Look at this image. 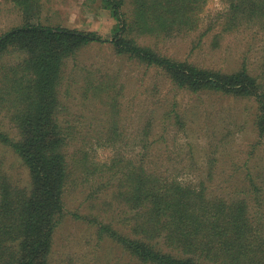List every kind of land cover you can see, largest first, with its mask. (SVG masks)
<instances>
[{
    "label": "trees",
    "instance_id": "1",
    "mask_svg": "<svg viewBox=\"0 0 264 264\" xmlns=\"http://www.w3.org/2000/svg\"><path fill=\"white\" fill-rule=\"evenodd\" d=\"M223 1L226 10L202 33L213 32L216 47L221 37L248 28L264 34V0ZM206 2L102 0L114 19L111 35L103 37L41 22L40 0H16L22 23L0 33V114L13 129L11 134L0 126V147L21 161L28 177L18 186L12 171L3 168L6 160L0 159V264H56L54 238L68 214L86 224L99 243L106 240L121 251L116 262V256L106 254L112 257V263L105 258L106 264H264V181L248 172L244 178L233 175L236 183L231 176L221 178L220 190H214V162L201 178L181 180L177 172H169L167 158L155 152L157 139L149 137L154 109L147 124L127 134L117 125L122 118L116 93L107 94L106 101L98 95L105 89L102 82L83 87L88 102L105 105L108 118L102 121L99 139L106 135L113 148L117 137L126 144L132 139L131 156L116 150L102 167L90 165L94 158L80 142L82 130L60 115L67 60L92 42H109L116 55L157 68L176 88L252 101L248 114L257 133L254 148L260 145L264 42L257 62L248 59L249 45L232 69L176 58L158 47V40L197 30ZM250 38L256 41L254 35ZM184 117L175 100L162 112L164 121L171 119L179 126L187 124ZM227 184H234V190ZM69 190H88L81 211L68 209ZM98 260L95 257L93 264Z\"/></svg>",
    "mask_w": 264,
    "mask_h": 264
},
{
    "label": "rangeland",
    "instance_id": "2",
    "mask_svg": "<svg viewBox=\"0 0 264 264\" xmlns=\"http://www.w3.org/2000/svg\"><path fill=\"white\" fill-rule=\"evenodd\" d=\"M40 4V9L37 8L41 22L94 31L103 37L111 35L114 19L102 0H40ZM224 10L226 8L223 0H207L197 30L182 36L158 40V47L165 54L176 58L189 59L205 66L232 69L238 65L240 57L250 45L252 53L248 59L257 62L264 34L255 30L256 27L221 37L217 47L211 40L213 32L202 34L206 28L218 22ZM21 11L16 5V0H0V33L22 23ZM36 17L35 15L33 18ZM252 35L256 37V41L251 42ZM144 41L147 42V37ZM90 81L103 83L105 89L99 91L98 95L105 101L116 93L118 113L122 118L117 125L126 128L127 134L147 124V115L154 109V126L149 137L157 139L155 152H159L163 159L167 158V161L164 159V164L170 166L169 172H177L181 180L201 178L207 173L209 164L214 162V190H220L221 178L231 176L233 183H236L235 176L237 179L239 176L244 178L248 172L254 180L264 181V140L254 148L257 133L248 114L253 109L252 101L217 94L191 93L176 88L157 68L139 64L123 55H116L109 42H92L83 47L76 57L67 60L61 87L63 102L60 115L66 124L75 125L82 130L80 142L85 144L90 156L94 158L90 165L101 166L109 161L116 150L123 152L127 158L132 153V147L128 148L132 139L126 144L117 137L116 146L119 148H113L106 135L99 139L100 126L108 115L103 112L105 105H101L99 101L88 102L84 97L83 87L89 86ZM109 93L110 95L106 96ZM172 100L177 102V109L184 112L187 122L185 126L174 124L171 119L163 120L162 112L169 108ZM107 108L108 104L106 110ZM111 111L110 107V113ZM114 113H117L116 109ZM112 116L115 121L117 116L113 111ZM0 126L13 133V129H10L12 125L3 114H0ZM162 134L164 137H160ZM2 158L6 160L3 168L12 171L18 186L24 185L28 173L21 161L4 146L0 147V159ZM191 163H194L195 167H192ZM233 185L227 184L228 189L234 190ZM87 187L83 185L82 188ZM82 191L67 192V207L70 211H81L86 207L82 200L88 190ZM75 220L68 214L56 230V264H63V260L65 264H93L97 256L98 264H106L109 259L112 263V257L106 254H113V257L116 256L115 262L118 260L121 256L120 250L112 249V244L106 240H100L99 243L86 224Z\"/></svg>",
    "mask_w": 264,
    "mask_h": 264
}]
</instances>
